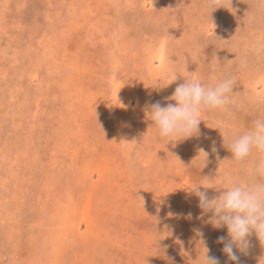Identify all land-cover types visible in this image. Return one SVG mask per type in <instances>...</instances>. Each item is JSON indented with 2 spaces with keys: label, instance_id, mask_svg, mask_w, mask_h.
Listing matches in <instances>:
<instances>
[{
  "label": "rangeland",
  "instance_id": "obj_1",
  "mask_svg": "<svg viewBox=\"0 0 264 264\" xmlns=\"http://www.w3.org/2000/svg\"><path fill=\"white\" fill-rule=\"evenodd\" d=\"M193 77L231 103L160 138L146 109ZM259 118L264 0H0V264H234L190 191L259 179L227 148Z\"/></svg>",
  "mask_w": 264,
  "mask_h": 264
},
{
  "label": "clouds",
  "instance_id": "obj_2",
  "mask_svg": "<svg viewBox=\"0 0 264 264\" xmlns=\"http://www.w3.org/2000/svg\"><path fill=\"white\" fill-rule=\"evenodd\" d=\"M208 3L215 7L222 0H208ZM233 85V79H224L210 85L203 84L195 77L184 79V83L179 84L168 98L175 101V104H151L146 109L147 117L158 130L160 138H168L170 142L199 135L202 111L222 110L231 103ZM227 148L232 153L231 159L236 161L245 160L253 149L264 153V118L253 121L252 127L234 137ZM254 171L258 180L251 183L228 180L221 188L222 191L217 190L219 195L211 199L207 192L200 191V187L190 191L199 197V207L203 212L212 213L209 222L214 227H227L228 239L220 237L218 242L224 244L222 250L234 264H239L236 250L243 253L248 249L247 238L251 233L255 232L261 245H264V159L259 161ZM203 264L220 262L216 257L209 256L207 249ZM259 264H264V257L259 260Z\"/></svg>",
  "mask_w": 264,
  "mask_h": 264
}]
</instances>
